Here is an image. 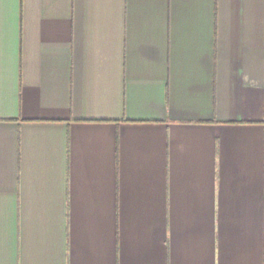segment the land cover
I'll return each instance as SVG.
<instances>
[{
  "label": "crops",
  "instance_id": "crops-1",
  "mask_svg": "<svg viewBox=\"0 0 264 264\" xmlns=\"http://www.w3.org/2000/svg\"><path fill=\"white\" fill-rule=\"evenodd\" d=\"M0 264H264V0H0Z\"/></svg>",
  "mask_w": 264,
  "mask_h": 264
}]
</instances>
